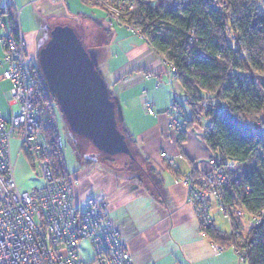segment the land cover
<instances>
[{"label":"crops","instance_id":"0c3cea01","mask_svg":"<svg viewBox=\"0 0 264 264\" xmlns=\"http://www.w3.org/2000/svg\"><path fill=\"white\" fill-rule=\"evenodd\" d=\"M98 9L83 0H14L11 7L0 5V22L3 20L6 24V28L0 27V39L11 29L7 12L16 16L15 12L19 11L18 20L27 44L26 57L34 63L49 40L43 35L45 31L50 32L56 26L74 30L96 65L100 61L102 68L110 72L113 88L117 89L111 92L116 102V116L128 123L134 145L142 141L144 151L136 146L142 154L134 150L137 159L148 163L159 179L151 187L141 185L137 180L124 178L120 170L108 164L89 165L73 173L67 170L74 204L82 210L90 198L105 199L135 264H249L239 261L233 246L215 250L212 240L200 234L182 176L190 170L207 172L210 150L197 133H189L193 124L183 138L168 129L166 110L180 83L170 87L163 59L156 50L125 27L117 23L110 26L107 13ZM1 47L4 58L0 60L4 61L6 54ZM5 70L6 64H3L0 84L5 85L7 100L17 112V105L9 101L11 83L2 78ZM149 73L151 76H146ZM148 105L154 107V115L147 112ZM145 145H149L147 149ZM17 146L12 149V157L16 162L18 157L23 158L18 177L27 170L38 178L29 187L21 175L19 181L16 178L22 190H29L41 180L31 155L26 152L19 155ZM153 146L157 148L154 152ZM163 152L174 158L175 166L168 165L161 155ZM211 208L214 228L230 233L221 227L223 214L218 206L212 204Z\"/></svg>","mask_w":264,"mask_h":264},{"label":"built area","instance_id":"2783aa9c","mask_svg":"<svg viewBox=\"0 0 264 264\" xmlns=\"http://www.w3.org/2000/svg\"><path fill=\"white\" fill-rule=\"evenodd\" d=\"M84 1L104 7L109 14L111 26L116 23L123 25L143 37L142 30L128 22L127 18L141 4L154 0ZM212 1L219 11H223L226 2ZM13 2L6 0V6L11 7ZM173 5L177 8L178 4L174 2ZM15 14L19 18V11ZM0 27L6 28L3 20ZM0 43L6 54L5 60H0V67L6 64L2 78L11 83L9 101L18 107V111L9 120L0 112V264H89L84 257V244L90 248L92 264H135L128 243L110 213L108 202L105 199L90 198L80 210L74 204L71 184L55 176L43 130L44 116L34 90L32 66L35 63L26 57L27 44L19 20L17 33L6 31ZM163 63L167 83L173 87L178 83L176 67L166 60ZM178 96L176 91L172 93L166 115L168 129L175 134H183L187 130L188 121L178 103ZM227 107V101H224L217 110L222 112ZM203 108L206 115L210 109L206 101L203 102ZM147 112L154 115V107L148 105ZM197 119L206 125L207 120L203 114L198 115ZM15 139L19 142V155L26 150L31 153L41 180L29 190H21L16 181L17 162L12 157V142ZM161 155L170 166H175L174 158L164 152ZM209 163V172L194 174L190 170L182 176L188 188V202L199 220L200 234L205 238H209L213 227L210 204L214 202L225 210L226 188L230 185L240 187L242 184L239 177L228 180L226 168L220 165L219 158L213 153H210ZM244 190L249 192V186H245ZM237 216L243 217V211L238 210ZM227 217L230 219V216ZM262 220L263 212L252 215L249 229L259 226ZM236 233H241L239 228ZM238 241V244L232 246L239 261L245 263L248 249L245 240ZM212 246L215 250L226 248L215 242H212Z\"/></svg>","mask_w":264,"mask_h":264},{"label":"trees","instance_id":"16d2710c","mask_svg":"<svg viewBox=\"0 0 264 264\" xmlns=\"http://www.w3.org/2000/svg\"><path fill=\"white\" fill-rule=\"evenodd\" d=\"M224 1L226 6L219 11L212 0H154L141 4L127 21L140 28L142 38L176 67L178 83L185 92L183 100L192 110L188 125L196 123L204 101L210 106L204 140L222 165L230 169L245 164L260 151L259 166L243 173V188H226L225 203L237 228L241 220L233 217L236 209L248 216L263 212L262 223L247 230L245 238L247 262L264 264V3ZM7 16L10 31L16 34L18 17L10 12ZM32 75L40 109L44 102L50 101L52 106V96L58 104L37 65L32 66ZM223 101L228 107L218 112ZM47 119L43 130L53 171L58 179H65L68 172L55 119ZM26 153L31 155L28 150ZM209 235L221 245L234 242L231 233L215 228Z\"/></svg>","mask_w":264,"mask_h":264},{"label":"water","instance_id":"95a60500","mask_svg":"<svg viewBox=\"0 0 264 264\" xmlns=\"http://www.w3.org/2000/svg\"><path fill=\"white\" fill-rule=\"evenodd\" d=\"M43 77L70 128L90 138L103 152L132 151L118 130L116 102L82 40L67 26H56L39 53Z\"/></svg>","mask_w":264,"mask_h":264},{"label":"rangeland","instance_id":"374dc122","mask_svg":"<svg viewBox=\"0 0 264 264\" xmlns=\"http://www.w3.org/2000/svg\"><path fill=\"white\" fill-rule=\"evenodd\" d=\"M219 1L225 2L224 0H219ZM84 2L87 3L86 1H84ZM5 4H6V0H0V5L5 6ZM88 5H90V4H88ZM90 6L99 7L100 8V9H98L99 11H101V9H102L103 11L106 12V9L104 7H101L98 5L96 6V4L90 5ZM107 15L109 17L108 13H107ZM125 18H126V16L123 17V19H125ZM109 25H110V21H109ZM121 26H123V25H121ZM51 32L52 31H50V32L45 31L43 33V35L45 36V38L47 37L49 39L51 36ZM131 32H133V31H131ZM0 54H1L0 55V59H1L2 56L4 55V51L1 47V45H0ZM3 58H4V56H3ZM99 62H97L96 67H97L98 71L101 73V75L103 76V78L106 80L108 87H109V90L111 92L117 91V89L115 90L113 88V84L111 83L112 77H111L110 72L106 68H102V66L99 64ZM35 65H37V69L39 70L40 74L43 77V73H42V70L40 67L39 59L35 63ZM149 75H150V73L147 74L146 76H149ZM180 88H181V85H179V87L177 86V89H176V90H179V91H177V93L179 95L178 101L183 105L185 118L189 119L192 116V110H191V107L183 100L185 92L182 88L181 89ZM50 100H52V106L50 105L51 104L50 101H49V103L44 102V103H42V110L41 111H42L43 116H44V121L48 122L47 118H49V117H52L53 119H55L57 132L59 135V145L62 148L65 166H66V169L68 170L69 173H73L74 171L81 169L83 167L89 166V165H94V164L106 165V164H108L111 168H114L115 170H120L119 172H121L120 174H122L124 176V178H126L130 181L131 180H137V182L141 185H146L148 187H151L152 183H155V182L157 183V181H159L158 176L156 174V171H153V168H151L148 163L143 162V161H139V159H137L138 157L136 156L134 150L137 151L136 146H139L141 152L144 151L142 141H137V139L135 138V140L137 141V144L134 145V143H135L134 138H132V136L130 134L128 123L125 122L123 117L120 118V117L116 116V122H117L118 130L124 135L131 151L135 154V155H133V158H131L129 155H127L125 153H117L114 155H110V154H107V153L101 151L90 138L74 132L70 128L68 122L66 121L61 109L59 108V105L56 103L55 98H53V96H52V98H50ZM0 110L3 113V115L5 116V119H7V120L11 119V117L13 116V114L15 112L13 106H11L7 100L5 85H2V84H0ZM202 114L206 117L203 107H202L201 113L199 115H202ZM47 122H46V124H47ZM189 127L190 126L188 125L187 130L183 134H176V135H178V136L184 135L185 133L188 132ZM192 132L197 133L198 136L200 137V139L205 142V140H204V125H202L198 119H196V123H194L192 128L189 130V133H192ZM17 144H18V146H17ZM16 146L19 147V142L17 140H14L12 143V149L13 148L15 149ZM148 146L149 145H145L146 149ZM151 150L153 152H154V150L156 151L157 150L156 146L151 147ZM138 153H140V152H138ZM210 153H212V152H210ZM140 154H142V153H140ZM259 159H260V151L256 152L252 156V158L245 164L233 165L230 167V169H227V167L222 165V164H220V165L224 166L226 168L227 177H228V180H230V179H233L235 177L241 178L243 176V173H245V171H247L250 168H254V167L259 166ZM165 161L167 162L166 159H165ZM208 162H209V159H208ZM21 166H23V158L18 157L17 166H16V178L19 181V178L21 175V177L23 178V180L27 184V187H29L28 185L34 184L33 180L37 181L38 178L36 175H30L27 170L22 172V174H20L18 177V172H19ZM209 166H210V168L207 172H209L211 170L210 163H209ZM171 167H173V166H171ZM193 173L195 174L198 172L193 171ZM68 179L69 178L67 175L65 179H61V180H65L66 183L71 184V182L69 181L70 179L69 180ZM240 187L243 188V184H241ZM212 204H216V203L212 202L210 204V214L213 218L212 208H211ZM217 206H218L220 212L223 214V217H224V218L222 217V220H221V227L224 229H228V231L230 230V233L234 237V242H231V243L223 245V246L228 247V246L236 245L239 243L238 239L245 240L244 244L246 246L245 234H246L247 230H249L248 223L250 222L252 215H249V216L246 215L245 212L241 208H238L235 210V213H234L235 215L233 214V217H235V216L238 217L237 216L238 210H241L244 213L243 217H241V218L238 217L241 220V225L240 224L238 225V228L240 229L241 233L237 234L236 231L238 230V228L233 227V218H232L230 209L226 205H225V210H222V208L219 205H217ZM227 215L230 216V219H229V217H227ZM198 223H199V220H198ZM255 227H253V228H255ZM213 228H214V218H213L212 229ZM253 228H251V229H253ZM199 229H200V223H199ZM207 239L212 240L210 235H209V238H207ZM212 242H215V241L212 240ZM215 243L219 244L218 242H215ZM83 248H84V257L86 259V262H88L89 264H92V255H91L89 246L87 244H84Z\"/></svg>","mask_w":264,"mask_h":264}]
</instances>
